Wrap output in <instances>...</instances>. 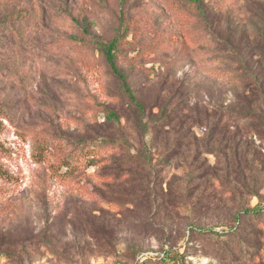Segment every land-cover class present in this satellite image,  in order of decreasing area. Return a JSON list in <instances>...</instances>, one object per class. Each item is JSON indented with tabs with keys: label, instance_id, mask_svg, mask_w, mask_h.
<instances>
[{
	"label": "rangeland",
	"instance_id": "1",
	"mask_svg": "<svg viewBox=\"0 0 264 264\" xmlns=\"http://www.w3.org/2000/svg\"><path fill=\"white\" fill-rule=\"evenodd\" d=\"M198 2L0 0V264H264V0Z\"/></svg>",
	"mask_w": 264,
	"mask_h": 264
},
{
	"label": "trees",
	"instance_id": "2",
	"mask_svg": "<svg viewBox=\"0 0 264 264\" xmlns=\"http://www.w3.org/2000/svg\"><path fill=\"white\" fill-rule=\"evenodd\" d=\"M195 2L197 4H200L198 2V0H195ZM205 20H207L206 17H205ZM117 40H118V38L114 37L113 39H111L107 43H101L100 47H99V51L102 53V55L104 57V60L108 64V67L110 68V70L121 81L122 87L127 92L129 99L133 102V104L135 106L141 108L142 106L139 105V103L135 99L131 89L129 88L128 84L126 83V78H125L124 72L118 67L116 56H115V53H114V49L116 47ZM254 42H255V45L253 47H255V50L257 51V53L264 60V29H263L262 36L261 37L258 36L257 38H255ZM250 50L252 51L251 48H250ZM248 53H249V50H248ZM253 75H255V76L253 77L252 81L256 85V87L260 90V92L262 94V96H261L262 101L261 102H264V77H260L258 73H254ZM249 84H251V82H249ZM162 114L164 115V113H162ZM108 115H109V118L111 119V121H114V125H117V116H116V114L114 112H112V111H108ZM158 121H159V119L152 120L151 124L155 125V122H158ZM116 130H117L116 131V133H117L116 137H110V138H107V139L103 138V137L102 138L101 137H94L93 139H90L92 141V143H93L92 146L100 145V144L101 145L117 144V145H122V146H125V147H129V143L127 142V140L119 133L118 129H116ZM114 164H116V161L114 162ZM126 164H129V160H127V161L121 160L118 163V165H121V166H125ZM245 212L246 213H261V212H264V206H260L259 208H254V209H252L250 211L246 210ZM165 255L167 256V250H163L162 253H158V254H156L154 256H148V257L141 256L140 258L137 259V261H135L134 264H144L146 262V260L149 259V258L150 259L162 260V259H165Z\"/></svg>",
	"mask_w": 264,
	"mask_h": 264
}]
</instances>
